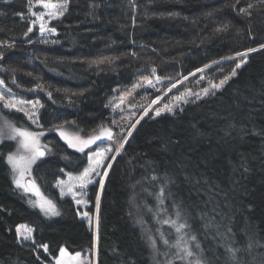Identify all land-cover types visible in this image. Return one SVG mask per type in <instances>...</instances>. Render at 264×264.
Masks as SVG:
<instances>
[{
    "label": "trees",
    "instance_id": "trees-1",
    "mask_svg": "<svg viewBox=\"0 0 264 264\" xmlns=\"http://www.w3.org/2000/svg\"><path fill=\"white\" fill-rule=\"evenodd\" d=\"M249 3L256 5L251 17L239 15ZM20 14L29 16L27 0H0V42L15 44L11 49L0 45L5 53L0 79L17 98L43 105L40 131L52 151L33 165L32 177L61 215L45 217L29 204L36 198L15 186L6 157L17 145L5 140L0 144V264H54L61 247L71 255L90 251L96 264H163L161 255L153 260L148 235H157L160 229L170 241L176 239L174 229L160 223L175 219L173 205L188 217L208 264H231L224 245L233 237L222 239L215 228L205 229L202 212L215 217L220 232L231 226L233 247L242 249V264H264V49L259 48L264 44V4L259 0L238 4L237 0H135V5L132 0H70L65 15L51 23L56 35L48 40L40 39L36 27L25 37L30 19ZM249 48L258 50L248 54L221 91L191 99L173 114L147 115L136 124L142 109L131 119L128 129L132 124L136 128L113 162L100 195L95 246L93 226L80 218L72 200L61 199L54 188L64 178L60 169L78 173L86 158L49 129L64 121H74L66 130L84 137L101 125L116 129L125 118L112 113L111 98L132 88L141 76H152L153 67L166 83L165 91L191 73L173 91L196 92L229 76L240 63L235 53ZM104 57L118 59L99 66L92 63ZM206 64L210 67L204 68ZM37 84L43 87L36 89ZM157 96L143 90L135 95V103L144 99L141 103L148 105ZM0 117L35 131L23 113L2 104ZM161 186L165 188L161 207L167 212L157 215ZM98 190L97 185L89 200L91 214ZM21 225L33 229L35 244L18 242ZM249 238L251 251L246 249ZM42 244L49 246L47 253L37 247ZM157 245L161 253L168 250L159 239Z\"/></svg>",
    "mask_w": 264,
    "mask_h": 264
},
{
    "label": "snow or ice",
    "instance_id": "snow-or-ice-1",
    "mask_svg": "<svg viewBox=\"0 0 264 264\" xmlns=\"http://www.w3.org/2000/svg\"><path fill=\"white\" fill-rule=\"evenodd\" d=\"M28 2V12L29 16L25 17L23 14L21 15L22 19H30V26L27 28V31L23 33L25 37L29 36V33H33L34 27L38 25V30L41 36L45 33H55V27H49V23L52 20H58L60 17H63L65 13L68 11L70 0H27ZM133 5H135V0H132ZM240 0H237V4ZM259 3L264 4V0H259ZM35 5H40L43 7L44 11H33V7ZM235 9V5H232ZM256 7V5L249 3L247 7L239 9V15H243L246 17H251V10ZM173 14H169L172 16ZM227 25L225 26V29ZM221 29H218V31ZM47 42V41H45ZM28 43H32V40L29 39ZM53 43H58V41H53ZM0 45L7 47L8 49L14 48V43H5L0 42ZM260 49H264V44L259 46ZM258 49L249 48L244 52H236L235 57L240 58V63L236 64L235 69L230 73L229 76H225L223 80L219 82V84L212 83L210 88L220 89L225 83L235 77L237 75V69L241 68L243 64L246 63V57L249 53L256 52ZM5 53L0 51V59H3ZM132 56H136V52L130 53ZM234 57H227L225 59H233ZM117 58H109L104 57L98 60L92 61L93 64L102 65L105 63H113ZM213 64H218V61H213ZM210 65H204V68H209ZM197 72H202L203 69H196ZM156 69L152 68L153 76H141L140 81L133 85V90L135 88H140L145 85L155 87L153 82V77L156 82H160V77L155 76ZM29 75H31L29 73ZM190 75H192L190 73ZM187 79V77H184ZM15 83V80H13ZM176 83H180L179 80ZM43 85L37 84L35 86L36 89L42 88ZM172 87L175 88L176 84H172ZM35 89H28L27 91H34ZM115 91V90H114ZM204 95H208L210 92L209 88H205L202 90ZM191 95L190 90H186V93H182L180 96L175 97L177 101L184 100L185 95ZM214 95L215 92L213 91ZM132 95V91L130 90L128 93H122L119 97L118 102L111 101V106L115 108H120L121 104L125 102L126 96ZM48 96L51 97L52 93L48 92ZM160 99L159 96L156 97L155 100H152L151 104L147 107L141 106L143 108V115H147L149 109L152 108V105H155L157 101ZM187 102V101H185ZM0 104L4 109L15 110L16 112L23 113L29 121L33 125H36L38 128H43V125L39 124V116L37 113L39 109L43 107L39 100L35 101H25L23 99L17 98V96L12 93L11 89L6 88L5 82L3 79H0ZM167 110L171 112L173 109L171 106L164 105L163 109L156 108L154 109L155 115L160 116L161 111ZM0 120L3 121L0 124V144H2L5 140L15 141L16 149L12 152H9L6 157L7 164L11 168L12 179L15 186L19 189H22L25 193H33L37 199L29 200V204L34 208H39L40 212L43 213L45 217H54L60 216L61 212L57 208V204L53 202V200L48 199L43 193L40 191L39 186L36 183V179L32 177L33 165L37 164V161H40L46 154L51 153L52 149L47 144H41L40 137L44 135L43 131H31L27 128L17 127L13 121H9L6 117H0ZM139 120H137L136 124H139ZM74 121H64L62 124L53 125L49 131H55L59 134V137L67 143L69 148L75 149L77 152L82 153L86 157V165L78 172V174H73L72 172L65 173L64 169H60L61 174L66 175L67 179H58L54 187L60 190V196L70 197L72 201L76 205H87L88 201L83 199V197L87 196V189L90 185H94L96 183L99 184L100 189L102 190L105 185V178L109 174V170L112 168V162L116 160L117 156L120 155L125 148V144L128 143L129 137L132 136V130L136 128V124H132L128 129L127 135L123 137L122 141L116 140V135L113 133L111 127H107L101 125L99 127V131L93 130V134L88 135L86 137L81 136L79 132L70 133L66 130L65 126L74 125ZM113 124L116 121H112ZM123 131V129H121ZM109 142H116L118 146L113 148L109 146L107 148H100L98 142H103L104 140ZM92 145H96V151L91 150ZM88 150L87 152L85 150ZM110 153H114L109 155ZM64 159H69V157H64ZM153 180H156L157 177L153 176ZM167 183V181H166ZM165 188L161 186L159 193L157 194L158 201V213L167 212V208L161 207L164 204V196ZM175 219L171 217L160 221L163 225H169L174 229L177 234L176 239L174 241H170L169 235H166L165 232L160 229L156 230L157 235H148V242L150 247L153 250V260H156L157 255H161L164 257L163 264H174V261L179 260L182 262H186V264H208V260L204 255V249L201 246L200 241L198 240L197 235L192 230V225L188 222V217L183 213L182 209L173 205ZM100 209V195L97 193L96 196V210L99 213ZM151 211V209H149ZM216 208L212 209V212L215 213ZM85 218H89V214L87 212L78 213ZM221 220L224 218V213H220ZM200 218L205 220L204 228L216 229V235L221 237L222 239H227L230 235L233 237L231 243H227L224 245L225 252L227 254V259L231 262V264H242L239 253L242 251L241 248L233 247L235 243L234 234L232 233L231 226L227 227L225 232H220L219 229L221 225L215 222V217H209L207 212L200 213ZM140 223H144L142 220L138 221ZM92 221L89 218V224L91 225ZM97 229L99 227V216L97 215L96 220ZM150 233L151 230L147 229ZM33 229L26 226L21 225L17 227V236L18 242L29 241L32 240L35 244V241L32 236ZM157 239L162 243V245L168 249L167 251L160 252V249L157 245ZM38 248H42L45 253L49 251V246L47 244L37 245ZM175 249V252L171 250ZM248 251L252 249V241L249 238V243L246 246ZM35 251V249H33ZM81 253L76 252L74 255H69L67 250L63 247L59 250V257L54 258L55 264H82ZM39 259V257H37ZM87 259V258H85ZM90 264V262H89ZM157 264H161L160 261H157Z\"/></svg>",
    "mask_w": 264,
    "mask_h": 264
},
{
    "label": "rangeland",
    "instance_id": "rangeland-1",
    "mask_svg": "<svg viewBox=\"0 0 264 264\" xmlns=\"http://www.w3.org/2000/svg\"><path fill=\"white\" fill-rule=\"evenodd\" d=\"M33 3H35V0H33ZM33 11H44V9H43V7L42 6H40V5H35L34 7H33ZM54 20H52L50 23H49V27H52L51 26V23L53 22ZM37 29H38V25L37 26H35ZM39 31V30H38ZM56 35V32L55 33H51V34H49V33H45L43 36H41V34L39 33V37H40V39H43V40H48V39H51L52 37H54ZM194 75V74H193ZM193 75H191V76H193ZM153 76V75H152ZM155 76H157L156 74H155ZM191 76H189V77H191ZM189 77H187V79L189 78ZM233 78V77H232ZM231 78V79H232ZM187 79H182V80H180V83H175L176 84V87L175 88H173L172 86L169 88V89H167L166 91H165V87H163L166 83L162 80V79H160V82H156L155 81V79H154V77H153V82H154V84H155V87H152V86H147V85H145V86H143V87H140V88H135L134 90H133V87L132 88H130V89H128V90H126V91H122V92H116L114 95H113V97L111 98V101H114V99H115V101L116 102H118V100H119V97L121 96V94L122 93H128L130 90L132 91V95H130V96H126V99H125V102L123 103V104H121V106H120V108H111L112 109V113L113 114H115V113H117L118 114V116L120 117V118H125L124 120H123V122H122V125H119L116 129H114V134L116 135V140L117 141H122V139H123V137L124 136H126L127 135V132H128V127H129V123H130V121H131V119L132 120H134L135 118H136V116L138 115V113H139V111L140 110H142L143 108L141 107V106H144L145 104V106L147 107L149 104H151V102L147 105V103H145V102H143V103H141L142 101H144V99H141L140 101H137L136 103H135V95L137 94V93H139V92H141V91H148V90H150V91H155V92H157V94H158V96L160 97V99L157 101V103L155 104V105H152V108H150L149 109V112H148V114L147 115H152L154 118H159V117H161V116H164V115H166V114H173V113H175L177 110H179V109H181L182 107H183V105H185V104H187L188 102H189V100H191V99H196V100H198V99H201V98H205V97H207V96H209V95H211L212 94V92L214 91L215 93H217V92H219V91H221L228 83H229V81L231 80V79H229L226 83H225V85L222 87V88H220V89H215V90H213V89H211L210 88V85H208L206 88H209L210 89V92H209V94L208 95H204V93H203V89L202 90H200V91H191V95H185V97H184V100H179V101H177L176 99H175V97H177V96H180L182 93H186V90H179V91H173V90H175L180 84H182L185 80H187ZM219 84V83H218ZM153 95V94H152ZM152 95H149L147 98L148 99H150L151 98V96ZM24 100V99H23ZM152 100H155V99H152ZM110 101V102H111ZM185 101H187V102H185ZM164 105H168V106H171L172 107V111L171 112H169V111H167V110H164V111H161V115L160 116H156L155 115V112H154V109H156V108H160V109H163L164 108ZM144 106V107H145ZM39 112H40V109H39ZM39 112L37 113V115L39 116ZM147 115H141L140 116V118L138 119L139 121L142 119V118H144L145 116H147ZM29 121V120H28ZM29 124L30 125H32L33 127H34V129H35V131L36 132H39L40 130H41V128H38L36 125H33L32 123H31V121H29ZM121 129H123V131H121ZM31 131H34V130H31ZM67 131H69L70 133H76L74 130H71V129H69V130H67ZM133 131V130H132ZM44 135H45V133H44ZM44 135L43 136H41L40 137V142H41V144H44L43 143V137H44ZM82 136V135H81ZM65 142V141H64ZM66 143V142H65ZM67 144V143H66ZM95 146V147H94ZM109 146H112L113 148H115L116 146H118L117 145V143L116 142H109V141H107L106 139L103 141V142H100V144H99V147L100 148H107V147H109ZM91 147V150H93V151H96V150H98L97 149V146L96 145H92V146H90ZM75 150V149H74ZM112 154H114V153H110L109 155H112ZM75 174H78V173H75ZM65 179H67V176H66V178ZM94 185H98L99 186V184L98 183H96V184H94ZM93 185H90L89 186V188L87 189V193L89 192V189L92 187ZM56 190H57V192L59 193V195H60V190L58 189V188H56V187H54ZM21 191H23L22 189H20ZM99 195H101V192H102V190L100 189V187H99ZM24 192V191H23ZM28 194V193H27ZM63 198H70V197H63ZM71 199V198H70ZM83 199H86L87 201H88V197L86 196V197H83ZM79 209H80V213H83V212H87L88 214H89V218L91 219V221H92V223H91V225L92 226H97L96 225V220H97V215H96V212H95V214H90L89 212H88V209H89V207H90V204H89V202H88V204L87 205H76ZM96 210V209H95ZM80 218L81 219H84L85 221H87V223H88V225H89V218H85V217H83L82 215H80ZM32 236H33V232H32ZM69 255H71L70 253H69ZM59 257V256H58ZM85 258H87V259H85ZM80 260H81V262H82V264H89V262H90V264H96V261H95V257H91V252L90 251H87L86 253H84V254H81V257H80ZM54 264H55V261H54Z\"/></svg>",
    "mask_w": 264,
    "mask_h": 264
},
{
    "label": "flooded vegetation",
    "instance_id": "flooded-vegetation-1",
    "mask_svg": "<svg viewBox=\"0 0 264 264\" xmlns=\"http://www.w3.org/2000/svg\"><path fill=\"white\" fill-rule=\"evenodd\" d=\"M97 132L99 131V129L98 130H96ZM93 134V133H92ZM98 143H100V142H98ZM86 152L88 151L87 149L85 150ZM79 155H81V156H85L84 154H82V153H79V152H77ZM86 158V157H85ZM66 178V175H64V178L63 179H65ZM96 187H97V185H93L90 189H89V192L87 193V197H88V202H89V200H93V193H95V190H96ZM61 197V196H60ZM61 199H70V198H62L61 197ZM70 200H72V199H70ZM74 202V201H73ZM75 204V203H74ZM90 204V207H89V209H88V212H89V210H90V208H91V210H92V205H91V203H89ZM76 205V204H75ZM79 209V208H78ZM78 213H80V209H79V211H78ZM90 214H91V212H89ZM79 216H80V214H79Z\"/></svg>",
    "mask_w": 264,
    "mask_h": 264
},
{
    "label": "water",
    "instance_id": "water-1",
    "mask_svg": "<svg viewBox=\"0 0 264 264\" xmlns=\"http://www.w3.org/2000/svg\"><path fill=\"white\" fill-rule=\"evenodd\" d=\"M44 158V157H43ZM38 185V184H37ZM40 188V187H39ZM40 191H41V189H40ZM32 196H34V197H36L33 193H30ZM37 198V197H36Z\"/></svg>",
    "mask_w": 264,
    "mask_h": 264
}]
</instances>
